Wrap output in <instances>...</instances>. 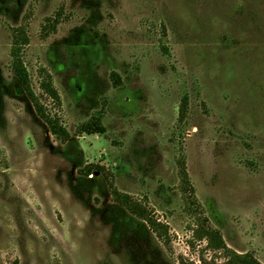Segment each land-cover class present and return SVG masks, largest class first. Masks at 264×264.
Wrapping results in <instances>:
<instances>
[{
  "label": "rangeland",
  "instance_id": "rangeland-1",
  "mask_svg": "<svg viewBox=\"0 0 264 264\" xmlns=\"http://www.w3.org/2000/svg\"><path fill=\"white\" fill-rule=\"evenodd\" d=\"M22 25L32 89L66 143L12 72ZM96 117L105 132L82 133ZM205 218L264 264V0H0V264L223 263L194 238Z\"/></svg>",
  "mask_w": 264,
  "mask_h": 264
},
{
  "label": "trees",
  "instance_id": "trees-1",
  "mask_svg": "<svg viewBox=\"0 0 264 264\" xmlns=\"http://www.w3.org/2000/svg\"><path fill=\"white\" fill-rule=\"evenodd\" d=\"M56 22L49 20L48 26L55 28ZM30 43L28 31L25 25H22L13 30V39L11 47V58H12V72L19 81L22 89L27 94L31 101L37 116L47 125L49 131L57 137H60L63 143L70 140V134L67 129L61 123L58 116L51 115L46 107L42 104L40 98L34 93L28 70L24 64L22 55L26 46ZM40 88L44 95H46L55 105L61 106V97L54 86L52 75L46 69L40 70ZM188 112V101L184 99L180 108L179 121L184 122ZM82 133L88 135L101 134L105 130L101 124V118L96 117L91 120L88 124L84 125L81 130ZM179 175L181 180V189L184 193L193 191L191 186L190 177L187 171L186 163L184 160L178 162ZM93 170L88 169V176L92 175ZM111 195L113 200L119 205L125 207L132 215L138 217L142 221L146 222L150 230L161 240H166L168 236V229L166 226L158 223L151 216L149 211L139 204L132 196L121 193L112 184L110 185ZM208 220L202 219L197 230L194 231V238L199 241L207 242V251L213 252L219 255L220 258L225 259L223 263H217L214 261L213 264H262L251 254H239L234 250L230 249L225 243L221 233L215 229L207 226ZM204 264L207 263L205 260Z\"/></svg>",
  "mask_w": 264,
  "mask_h": 264
}]
</instances>
